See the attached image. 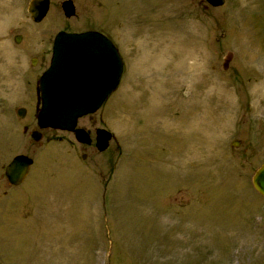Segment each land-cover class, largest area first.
Wrapping results in <instances>:
<instances>
[{
	"label": "rangeland",
	"instance_id": "1",
	"mask_svg": "<svg viewBox=\"0 0 264 264\" xmlns=\"http://www.w3.org/2000/svg\"><path fill=\"white\" fill-rule=\"evenodd\" d=\"M62 1L34 22L29 0H0V264H264L251 182L264 162V0H72V16ZM60 30L109 34L124 60L116 90L79 119L113 133L101 152L65 130L30 137ZM19 153L33 163L12 185Z\"/></svg>",
	"mask_w": 264,
	"mask_h": 264
},
{
	"label": "water",
	"instance_id": "2",
	"mask_svg": "<svg viewBox=\"0 0 264 264\" xmlns=\"http://www.w3.org/2000/svg\"><path fill=\"white\" fill-rule=\"evenodd\" d=\"M225 0H206L211 6H220ZM50 0H29L27 11L34 22L46 15ZM61 8L65 16L75 14L72 0H63ZM20 35L15 36L18 41ZM88 42V43H86ZM86 43V44H85ZM98 44H100L99 47ZM106 55L102 59L100 54ZM233 52L228 51L222 67L226 69ZM122 74V59L117 48L102 33L94 30L56 33L49 67L38 80L40 103L36 106L39 128H55L72 131L79 142L90 143L88 131L76 127L79 117L94 113L104 100L116 90ZM62 81V84L60 83ZM17 114L24 116L25 109ZM95 145L102 151L107 148L112 133L104 128L96 130ZM30 136L38 141L42 133L35 129ZM232 145H236L232 142ZM33 160L25 154L15 155L5 166V177L13 185L20 184L28 174ZM253 188L264 196V162L251 176Z\"/></svg>",
	"mask_w": 264,
	"mask_h": 264
},
{
	"label": "flooded vegetation",
	"instance_id": "3",
	"mask_svg": "<svg viewBox=\"0 0 264 264\" xmlns=\"http://www.w3.org/2000/svg\"><path fill=\"white\" fill-rule=\"evenodd\" d=\"M98 31H100V30H98ZM100 32H101V31H100ZM103 34H104L108 39H110V40L114 43V38H113L111 35H109V34L107 35V34H105V33H103ZM53 39H54V38H53ZM52 44H53V42H52ZM114 44H115V43H114ZM116 46H117V45H116ZM51 49H52V46H51ZM36 60H37L36 58H32V59H31V63H35ZM50 60H51V55H50V57H49V61H48L47 66L44 68V70L41 72V74H42V73L48 68L49 63H50ZM123 71H124V60H123ZM41 74H40V75H41ZM39 77H40V76H39ZM39 77H38V78H39ZM37 88H38V83H37V87H36V89H35V91H36V103H35V105H37L38 102H39V93H38V89H37ZM108 98H109V97L106 98V101L108 100ZM106 101H105V102H106ZM85 116H89L90 119L93 118V115H92V114H91V115H90V114H89V115H85ZM85 116H84V117H85ZM80 119H81V118H80ZM77 126H78V127H82V128H84V129L88 130V132H89V137L91 138V142H90L88 145H92L93 147H95V139H94V138H95V135H96V134H95V133H96V129H97L99 126H96V127L94 128V130H93V133H94V134H92V129H90V128H88V127H84V126H79V120H78V124H77ZM42 135H43V132H42ZM84 144H85V143H84ZM95 148H96V147H95ZM85 155H86V154H85ZM85 155H84V156H85ZM84 156H83V157H84Z\"/></svg>",
	"mask_w": 264,
	"mask_h": 264
},
{
	"label": "bare ground",
	"instance_id": "4",
	"mask_svg": "<svg viewBox=\"0 0 264 264\" xmlns=\"http://www.w3.org/2000/svg\"><path fill=\"white\" fill-rule=\"evenodd\" d=\"M86 43H88V42H86ZM85 43V44H86ZM100 46V44H98V46H96V47H99ZM100 56H101V58L102 59H105V57H106V55L102 52L101 54H100ZM61 84H62V81L60 82ZM39 93V92H38ZM40 94V93H39Z\"/></svg>",
	"mask_w": 264,
	"mask_h": 264
}]
</instances>
